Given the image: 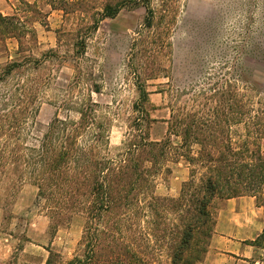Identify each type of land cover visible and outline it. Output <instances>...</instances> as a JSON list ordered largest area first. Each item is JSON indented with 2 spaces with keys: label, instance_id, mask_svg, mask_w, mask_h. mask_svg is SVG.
<instances>
[{
  "label": "trees",
  "instance_id": "1",
  "mask_svg": "<svg viewBox=\"0 0 264 264\" xmlns=\"http://www.w3.org/2000/svg\"><path fill=\"white\" fill-rule=\"evenodd\" d=\"M47 1L52 8L81 12L85 23L80 28L86 32L124 7L144 6L146 29L157 19L151 0ZM31 31L15 14L0 12V41L14 38L17 53ZM254 51L264 64V48ZM56 53L51 49L0 64V175L12 173L35 186L50 239L74 214H83L84 225L70 258L45 246L43 262L19 263L13 253L0 264H195L212 234L213 200L257 197L264 190V78L252 82L242 77L241 92L227 81L188 84L183 102L174 101L177 93L172 95L161 140L149 137L154 121L148 110L150 92L137 82L131 129L111 147L109 106L93 98L92 93L101 92L95 82L62 98L45 126L37 121L46 81L37 71ZM135 67L144 69L142 64ZM61 109L65 114L58 113ZM234 124H242L239 139L233 138ZM171 136L179 138L175 148L188 163L177 197L154 192L155 180L174 151ZM193 144L198 145L195 153ZM260 237L264 230L256 241Z\"/></svg>",
  "mask_w": 264,
  "mask_h": 264
},
{
  "label": "rangeland",
  "instance_id": "2",
  "mask_svg": "<svg viewBox=\"0 0 264 264\" xmlns=\"http://www.w3.org/2000/svg\"><path fill=\"white\" fill-rule=\"evenodd\" d=\"M12 3L8 14H15L32 31L23 40L20 53L14 38L0 41V64L26 54L39 57L51 49L59 54L46 58L37 71L46 79L36 115L42 127L54 116L62 98L76 96L83 86L95 82L101 92L92 96L109 106L110 144L116 147L133 124L138 96L135 84L139 82L150 92L148 110L154 121L148 126L149 137L161 140L167 131L172 95L177 93L174 101L183 102L187 94L182 91L188 84L210 86L227 81L241 92L242 77L252 82L264 78V64L253 55L254 50L264 48V0H151L157 19L150 29L144 28L145 8L138 5L102 19L91 32L80 28L85 22L79 11L52 8L47 0ZM138 64L144 69H135ZM77 77H81L80 83H75ZM58 113L65 114L62 109ZM231 128L234 139L243 135L242 124ZM171 141L174 151L155 180L154 192L177 197L188 176V163L175 148L179 138L171 136ZM197 149L193 144L192 152ZM261 150L264 152V140ZM254 198L264 205V190ZM222 201L213 200L214 216ZM41 206L29 181H19L12 173L0 175V260L17 253L19 263L43 262L48 254L45 246L64 259L75 253L83 214H74L50 239ZM256 242L264 246V237ZM161 259L166 260L164 254Z\"/></svg>",
  "mask_w": 264,
  "mask_h": 264
},
{
  "label": "crops",
  "instance_id": "3",
  "mask_svg": "<svg viewBox=\"0 0 264 264\" xmlns=\"http://www.w3.org/2000/svg\"><path fill=\"white\" fill-rule=\"evenodd\" d=\"M13 0H0V12L8 14ZM211 237L195 264H264V246L256 242L264 230V205L253 196L223 199L215 210Z\"/></svg>",
  "mask_w": 264,
  "mask_h": 264
}]
</instances>
